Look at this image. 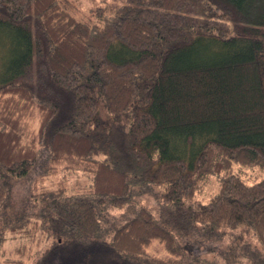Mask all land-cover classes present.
Masks as SVG:
<instances>
[{"label": "trees", "instance_id": "trees-1", "mask_svg": "<svg viewBox=\"0 0 264 264\" xmlns=\"http://www.w3.org/2000/svg\"><path fill=\"white\" fill-rule=\"evenodd\" d=\"M97 1L85 18L71 0H0V216L38 162L90 180L31 193L39 215L0 230V264H29L31 229L49 238L33 264H190L189 236L217 249L236 230L222 264H264V0ZM145 189L161 220L132 201ZM18 231L31 244L5 247Z\"/></svg>", "mask_w": 264, "mask_h": 264}, {"label": "rangeland", "instance_id": "rangeland-1", "mask_svg": "<svg viewBox=\"0 0 264 264\" xmlns=\"http://www.w3.org/2000/svg\"><path fill=\"white\" fill-rule=\"evenodd\" d=\"M71 1L74 2V6L75 8H77L76 11L77 10L79 11V14L78 15L76 14L78 17L81 16L80 14H82L83 16L84 15L87 16L89 14L87 13L89 9L99 5V1L97 0H71ZM5 28L6 26L0 24V82L7 75L6 71L9 68V62L13 54L12 50L14 49V43L13 41H11L12 40L11 34L6 35V33H4ZM43 169H44V163L40 162L39 164L38 162L37 169L32 171L27 178L20 179L14 182V184L12 185V190L8 205L6 209L3 211L2 215L0 216V230L4 229L5 224L7 225L16 224L18 222H21L22 220L23 221L26 220V218H28L27 222L29 225L27 226L29 227L30 226L29 221L32 220L33 218L38 217L39 215V211L37 210L38 206L35 207L33 205L34 202H32L29 199L30 197L29 195H31V193L39 194L41 192L50 191L54 189L56 185H60V181L62 179L65 180L62 185L66 186L68 192H70L69 190L80 191V190H84L82 188L88 185L90 181V180H86L84 176L80 175L78 177L74 176V178L78 180L77 182H75L74 178L72 177H67V176L63 177L62 172H60L56 176H52V175L40 176L41 171H43ZM217 189H218L217 182L215 181V179L211 178L209 180V183L203 187L201 193L197 194L196 197L202 198V200L206 201L211 195H213L217 191ZM155 191H157V189H155ZM144 195H135L132 201L134 200L136 202H139L137 203V205L142 204L148 207L153 213L154 217L157 218L158 220L159 219L161 220V216H159L160 205L157 201L156 196L154 195V191L150 189L149 190L145 189ZM132 211H133V207H131L128 210H124V209L113 210V212L111 213L112 215L110 216L113 219L114 223L118 224L122 220H126L129 217H131V215L133 214L131 213ZM33 230L32 229L30 230L32 234L31 237H33L32 241L34 239L36 240L38 239L41 243L38 248H36L37 246L34 247V244L32 245L30 250L31 259H28L29 264H33L35 260L34 258H36V257L32 258L33 254L40 255L43 249L49 245V238L45 237V233H43L41 229L34 231ZM237 233H239L238 230L233 232H228L223 237L222 241L216 243L217 246L219 247L217 249H213L211 246H204V242L200 243L198 246L196 241H200L199 238L194 235L189 236L188 241L186 243V247L187 246L188 247L186 249L187 250L190 249L191 250L190 252L196 254L194 258L197 259V260H195L194 258L191 259L190 264H202L200 262V258L201 260L204 259L207 260L208 262L222 264L223 260L218 255L219 254L222 255L223 254L222 251L226 250L230 245H232L234 236ZM22 234L23 232H19V231L17 232V234H11V235L10 233H5L4 235L7 238L5 242V247L11 248L13 246L23 243L30 245L31 242L28 239V236L25 237V235ZM250 241L252 242L253 246L256 247V249L258 248L259 250V244L258 242H256V239L250 238ZM191 244L193 246H190ZM210 251H216V253L210 255ZM148 252L151 254V256H155L158 258L167 259L169 257L167 253L163 250V247L155 242L148 248ZM222 256L223 257L225 256V252ZM254 258L257 259V256H255ZM239 259H240L239 264H245V262H242L244 261L242 257H239ZM247 262L249 264H254L249 260ZM185 263L189 264L187 260ZM256 263L257 261L255 262V264ZM257 264H260V262H258Z\"/></svg>", "mask_w": 264, "mask_h": 264}]
</instances>
